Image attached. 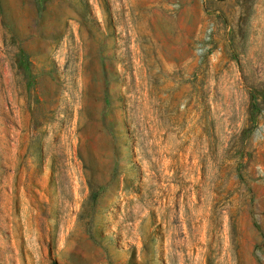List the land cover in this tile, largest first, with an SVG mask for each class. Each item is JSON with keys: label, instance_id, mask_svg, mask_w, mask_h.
I'll use <instances>...</instances> for the list:
<instances>
[{"label": "rangeland", "instance_id": "1", "mask_svg": "<svg viewBox=\"0 0 264 264\" xmlns=\"http://www.w3.org/2000/svg\"><path fill=\"white\" fill-rule=\"evenodd\" d=\"M0 264H264V0H0Z\"/></svg>", "mask_w": 264, "mask_h": 264}]
</instances>
